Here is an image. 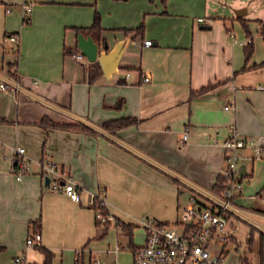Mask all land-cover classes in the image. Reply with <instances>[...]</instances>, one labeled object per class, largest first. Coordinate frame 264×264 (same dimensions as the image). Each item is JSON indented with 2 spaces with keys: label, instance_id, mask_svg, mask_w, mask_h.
<instances>
[{
  "label": "crops",
  "instance_id": "crops-1",
  "mask_svg": "<svg viewBox=\"0 0 264 264\" xmlns=\"http://www.w3.org/2000/svg\"><path fill=\"white\" fill-rule=\"evenodd\" d=\"M24 4L31 5L26 21ZM96 13L110 46L124 29L144 21L145 30L132 35L118 72L89 83L90 61L70 50L79 49L76 28L90 27ZM243 21L254 44L248 60ZM262 29L264 0H0V82L19 85L0 91V264H44L41 248L52 264H75L79 255L85 264H133L147 238L144 219L177 224L192 196L218 203L212 187L226 166L231 125L261 145L258 156L243 150L239 174L248 182L232 201L231 222L237 229L236 220L250 221L263 239ZM44 117L83 122L97 134L44 127ZM122 117L136 122L115 132L101 127ZM17 145L30 160L20 180L12 170ZM47 159L75 182L79 200L44 184ZM95 198L106 201L105 214ZM35 224L41 246L28 248Z\"/></svg>",
  "mask_w": 264,
  "mask_h": 264
},
{
  "label": "built area",
  "instance_id": "built-area-1",
  "mask_svg": "<svg viewBox=\"0 0 264 264\" xmlns=\"http://www.w3.org/2000/svg\"><path fill=\"white\" fill-rule=\"evenodd\" d=\"M24 20H27L31 12V5L24 4ZM9 11V9H8ZM198 20H203L199 18ZM17 45L19 35L11 34L7 37ZM144 46H151V40H145ZM78 59L84 56L78 52L74 54ZM129 75V73H126ZM150 80V76L144 75L143 82ZM263 86H261L262 88ZM19 90L17 83L0 82V91L15 93ZM230 105H226L228 109ZM188 138V127H185L181 142ZM226 149V166L222 171L228 178V183L221 195H218V203L215 206H207L200 203L194 196L190 198V204L183 209L180 221L177 224L156 222L153 219H144L142 226L147 231L146 242L135 249L133 264H224L226 258L225 247L233 242L236 250L240 252L238 264H248L245 251H240L241 241L235 237V228L231 222V212L234 211L232 201L243 191V180L239 174V166L246 158L243 154L245 148H250L254 155H259L261 145L253 136H243L235 125L229 127V135L224 141ZM26 148L17 145L13 148L12 170L17 179L30 170V160L26 154ZM252 158V157H250ZM42 176L50 178L47 186L53 191H63L74 200H79L80 195L75 182L64 172H61L51 160H45L42 164ZM264 201V197H261ZM104 205L106 201L103 200ZM102 221L109 217L99 215ZM182 230H178V226ZM28 248L41 246V234L31 233L26 241ZM219 248L218 252L215 249ZM214 251V253H213ZM24 255L16 256L14 261L21 263ZM96 264H100L96 262Z\"/></svg>",
  "mask_w": 264,
  "mask_h": 264
},
{
  "label": "trees",
  "instance_id": "trees-1",
  "mask_svg": "<svg viewBox=\"0 0 264 264\" xmlns=\"http://www.w3.org/2000/svg\"><path fill=\"white\" fill-rule=\"evenodd\" d=\"M166 1L167 0H163V3L166 4ZM242 23L244 24V27L247 30L248 37H249V41L244 45L246 60H248L254 51V44H253V40L251 37V33L249 32V30L246 27V23L244 21ZM76 30L78 31V33H80V31H82L85 34H91V35L95 36L97 41L101 42L102 44H105L107 42V38L105 36H102V32H104L105 29L101 26L100 15L98 13H96L95 18H94V22L90 27L76 28ZM144 30H145V23H144V21H142L139 26H137L135 28L124 29L123 31H124L125 35L131 34V35H133V37H138V36H142L144 34ZM262 32H264V29H262ZM70 52L75 54V53L79 52V49H77V46H76L75 48L71 49ZM86 73H87L88 82L94 83L97 79H99L103 75V69L101 67L100 62L99 61L90 62L89 66L86 68ZM205 89L206 88H202L201 91H203ZM193 94H194V92H193ZM2 121H3V119L0 118V122H2ZM135 122H136L135 118L122 117V118L107 120L101 124V127L108 130V131L115 132L118 129L123 128V127L128 126V125H131ZM39 124L41 126H44V127L52 126V127L62 128L65 130H70V131H75V132L97 134V131L93 127H91V126H89L83 122L56 123V122L44 117L43 120H41V122H39ZM227 183H228V178L224 174L221 173L217 177V180H216L214 186L212 187V191L216 195H221L223 193V191L225 190ZM93 207H94V209H96V211H100L102 214H105L104 203H103L102 199L95 198L94 203H93ZM38 230H39V225L35 224V230L33 233L39 232ZM41 249H42L43 253L45 254L44 264H52L53 255L51 254V252H49L48 250L43 249V248H41ZM245 260L248 261L247 258ZM75 264H85L84 259L79 255L77 257Z\"/></svg>",
  "mask_w": 264,
  "mask_h": 264
},
{
  "label": "water",
  "instance_id": "water-1",
  "mask_svg": "<svg viewBox=\"0 0 264 264\" xmlns=\"http://www.w3.org/2000/svg\"><path fill=\"white\" fill-rule=\"evenodd\" d=\"M131 40L132 35L128 34L124 38L116 40L113 46L106 42L101 48L100 44L91 35L79 33L77 45L80 53L90 62L99 61L105 75L111 78L123 65V58L127 53L128 44ZM243 169L244 166L242 165L241 170ZM49 182L50 178L46 177L44 184L48 186Z\"/></svg>",
  "mask_w": 264,
  "mask_h": 264
},
{
  "label": "rangeland",
  "instance_id": "rangeland-1",
  "mask_svg": "<svg viewBox=\"0 0 264 264\" xmlns=\"http://www.w3.org/2000/svg\"><path fill=\"white\" fill-rule=\"evenodd\" d=\"M86 60V59H85ZM89 65H87L88 67ZM86 67V68H87ZM254 138H257L256 135H250ZM247 179L243 182L244 186L247 183ZM208 203H210L208 201ZM217 205L216 203L211 202V204L207 206H214ZM237 223V229H235V232L238 235L239 240L241 241V248L240 251L243 250L246 251V254L248 255L250 259L251 264H264V238L261 239V234L258 229L253 228V224L250 221L247 220H236ZM252 236V240H251ZM263 243V244H262ZM235 245L231 244L227 249L229 250V255L227 258H225L224 264H238L240 261V252L235 250ZM219 248L215 249L216 252H218ZM214 253V251H213Z\"/></svg>",
  "mask_w": 264,
  "mask_h": 264
}]
</instances>
